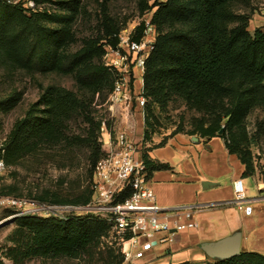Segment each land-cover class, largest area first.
Listing matches in <instances>:
<instances>
[{
    "label": "trees",
    "instance_id": "obj_1",
    "mask_svg": "<svg viewBox=\"0 0 264 264\" xmlns=\"http://www.w3.org/2000/svg\"><path fill=\"white\" fill-rule=\"evenodd\" d=\"M231 2L232 0L155 2L154 5H158V8L153 14V20L158 26L159 35L154 50L146 60L144 77L159 74L192 108L203 112L201 117L194 118L193 129H176L171 135L186 132L209 137L221 136L228 150L237 154L245 164L244 176H249L255 173L256 165L250 148L249 132L243 121L255 100L264 102V26L255 27L251 31L250 14L233 12ZM165 20H190L198 31H161V23ZM234 20L238 22L232 25ZM118 32L119 28H112L111 35L103 45V52L106 45L117 46ZM136 33V36L140 35V25ZM32 44L33 48H38L40 70L54 65L70 70L92 54L91 47H88L60 57L57 52L53 53V49L41 36ZM159 62L164 65L156 67ZM100 68L82 72L81 78H97L101 75ZM50 100L54 101V107L58 110L54 111L52 119H21L7 139L5 160L10 168L18 166L32 170L49 165L66 168L73 166L79 158L75 141L58 121L59 114L61 118L70 108L72 97L60 93ZM101 122H98V128ZM158 123L157 115L147 108L144 141L152 139ZM222 127L224 130L219 133ZM164 142L165 138L159 144ZM99 151V148H93L94 167L100 158ZM142 157L150 173L168 166L152 161L146 150ZM93 170L90 171L89 180L88 173H85L87 182L84 175L83 179L68 181V185H65L66 180L60 179L54 186L48 185L36 192L31 190L27 197L56 205L87 204L93 193ZM0 192L10 195L15 193L12 185L2 186ZM8 214L10 213L5 215ZM31 217L37 216L22 214L12 221H21L20 226L8 235L4 251L13 264H25L33 255L73 259L76 261L73 264H124L120 247L115 242L107 244L103 241V236L108 235L110 228L105 220L90 213H70L66 218L55 216L59 222L46 221L39 228L31 229L24 225ZM0 264H3L2 259ZM206 264H264V254L258 251H241L232 257L208 261Z\"/></svg>",
    "mask_w": 264,
    "mask_h": 264
},
{
    "label": "rangeland",
    "instance_id": "obj_2",
    "mask_svg": "<svg viewBox=\"0 0 264 264\" xmlns=\"http://www.w3.org/2000/svg\"><path fill=\"white\" fill-rule=\"evenodd\" d=\"M163 1L165 0H0V134L9 139L21 119L28 117L52 119L54 111L58 110L54 107V101L50 99L63 93L72 97L73 102L65 115L60 118L59 114L58 121L61 122L62 129L75 141L79 157L73 166L66 168L49 165L46 168L29 170L12 166L1 176L0 188L12 185L14 195L30 196L31 190L36 192L42 187L54 186L60 179L66 180L65 185H68V181L83 179V175L85 179V173H88L89 180L90 171L94 169L93 148L100 149L98 158L106 149L105 139L108 135L102 129V122L100 128L97 126L103 119L112 133L123 126L124 129L126 127L132 129L133 139L141 144L138 139L141 133L136 130L137 126L128 125L133 120L128 121L126 116L119 113L117 106L122 110V105H113L111 101L115 73L106 66L103 45L111 35L113 27L119 28V31L137 32L139 21L145 11L157 9L158 5L154 3ZM231 10L237 14L248 13L251 18L255 13L264 16L262 14L264 0H232ZM237 22L238 20H234L232 25ZM257 24L259 23L250 21V30L253 31ZM195 28L190 20H165L160 26L161 31L195 32L197 30ZM40 36L53 49V53L57 52L60 57L88 47H91L92 54L70 70H64L58 65L40 70L38 48H33L32 44ZM159 65L164 64L159 62L156 67ZM105 67L107 69H103ZM94 68H100V76L92 80L81 78L82 72ZM145 71L146 69L137 82L138 92L146 99L145 104L140 106L139 118L145 123L147 108L154 111L159 123L153 136L161 133L171 134L176 129L182 131L193 129L194 118L201 117L203 112L192 108L182 95L159 77V74L145 78ZM132 86L135 89V84ZM135 106L137 102H134ZM134 118L137 120L134 121L136 124L138 118L135 114ZM243 122L249 132L250 148L256 165L253 175L262 182L264 102L255 100ZM245 187L246 196L250 197L251 193L246 183ZM256 192L258 191L255 188ZM62 212L59 207L54 212L33 214L37 217H31L24 225L37 229L46 221L59 222L60 220L54 217H59ZM20 223L21 221H14L0 226V259L3 264H13L4 251L8 244V235L15 231ZM218 259L220 258L211 257V260L192 264H206L208 261ZM75 262L73 259L33 255L25 264Z\"/></svg>",
    "mask_w": 264,
    "mask_h": 264
},
{
    "label": "built area",
    "instance_id": "obj_3",
    "mask_svg": "<svg viewBox=\"0 0 264 264\" xmlns=\"http://www.w3.org/2000/svg\"><path fill=\"white\" fill-rule=\"evenodd\" d=\"M156 9L145 11L139 21L140 35L131 31H119L117 46H105L106 66L115 73L111 101L122 107L137 102L145 104L144 96L139 92L135 100L132 97L134 78L137 71L142 75L146 60L155 48L159 30L153 20ZM112 105V104H111ZM102 129L108 137L105 139V152L97 160L91 179L92 197L87 204H48L27 196H14L0 192V223L22 214L54 212L59 209L60 218L70 213H90L109 223L108 235L103 236L107 244L115 242L124 255V264H136L159 243L172 242L177 233L195 228V218L200 208L194 205L166 207L160 205L150 182L149 169L141 155L140 147L126 129L114 133L102 120ZM6 137L0 134V176L10 166L5 160ZM233 202L247 214L252 212L248 204L244 179L234 182ZM7 212L10 214L5 215ZM12 222V221H11Z\"/></svg>",
    "mask_w": 264,
    "mask_h": 264
},
{
    "label": "crops",
    "instance_id": "obj_4",
    "mask_svg": "<svg viewBox=\"0 0 264 264\" xmlns=\"http://www.w3.org/2000/svg\"><path fill=\"white\" fill-rule=\"evenodd\" d=\"M253 18L250 21L258 22L257 27L264 26V16L255 13ZM140 78L142 74L137 71L135 89L132 90L134 98L139 93L137 82ZM140 108L139 105L134 107V102L125 105L122 110L117 106L119 113L128 121L133 120L128 125L137 126L136 130L141 133L138 138L141 155L146 150L152 161L168 165L150 173L158 203L166 207L196 205L200 208L195 213L197 227L177 233L172 242L157 244L143 258L136 259V264L201 263L211 260L208 247L237 232L242 235L241 251L264 254V181H258L254 175L244 176L245 164L237 154L228 150L221 136L161 133L144 141V120L139 118ZM134 114L138 118L136 124ZM126 130L133 139L134 131L128 127ZM163 138L165 142L159 144ZM240 177L251 193L248 197V204L252 206L250 214L233 202L234 182Z\"/></svg>",
    "mask_w": 264,
    "mask_h": 264
},
{
    "label": "water",
    "instance_id": "obj_5",
    "mask_svg": "<svg viewBox=\"0 0 264 264\" xmlns=\"http://www.w3.org/2000/svg\"><path fill=\"white\" fill-rule=\"evenodd\" d=\"M224 128L222 127L219 133H222ZM197 137V136H195ZM13 221V217L6 219L0 223V226L5 225ZM241 233L237 232L222 241L212 244L208 247V253L212 257L216 258H228L237 255L241 252Z\"/></svg>",
    "mask_w": 264,
    "mask_h": 264
}]
</instances>
